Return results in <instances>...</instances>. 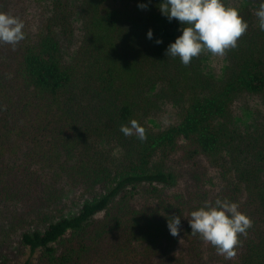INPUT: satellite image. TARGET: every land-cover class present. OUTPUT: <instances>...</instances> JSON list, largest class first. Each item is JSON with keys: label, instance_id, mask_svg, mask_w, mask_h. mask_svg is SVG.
I'll return each instance as SVG.
<instances>
[{"label": "trees", "instance_id": "obj_1", "mask_svg": "<svg viewBox=\"0 0 264 264\" xmlns=\"http://www.w3.org/2000/svg\"><path fill=\"white\" fill-rule=\"evenodd\" d=\"M160 3L49 0L40 27L0 44V203L23 227L19 252L0 264H264V118L248 125L235 113L247 95L264 104V32L238 8L248 29L215 77L207 52L187 66L166 56L183 25ZM163 107L176 119L156 127ZM131 120L146 140L120 132ZM70 190L86 195L74 213L58 207ZM218 198L252 220L232 259L188 222Z\"/></svg>", "mask_w": 264, "mask_h": 264}, {"label": "clouds", "instance_id": "obj_2", "mask_svg": "<svg viewBox=\"0 0 264 264\" xmlns=\"http://www.w3.org/2000/svg\"><path fill=\"white\" fill-rule=\"evenodd\" d=\"M146 9V4L138 5ZM159 12L169 22L174 19L180 27L181 35L170 43L166 56L179 58L187 66L192 59L202 53L223 57L230 49L237 47V42L247 29L248 23L236 7L227 6L224 0H161ZM259 30L264 32V0H260L255 10ZM24 22L18 17L0 12V44L15 47L25 39ZM146 38L153 39V31L149 29ZM157 45L163 43L156 39ZM120 132L130 137L135 135L140 141L146 140L145 129L136 120L129 125H122ZM238 203L228 199H216L214 203L206 202L202 207L190 213L188 221L191 233L199 235L206 243L211 244L218 254L226 259L236 256V248L240 244L239 237L246 236L252 227L251 218L240 212ZM167 227L173 237L180 235L181 218L171 217Z\"/></svg>", "mask_w": 264, "mask_h": 264}, {"label": "rangeland", "instance_id": "obj_3", "mask_svg": "<svg viewBox=\"0 0 264 264\" xmlns=\"http://www.w3.org/2000/svg\"><path fill=\"white\" fill-rule=\"evenodd\" d=\"M226 1L231 7L240 8L248 6L254 11L258 8L247 0ZM48 3L49 0H6L7 5L5 9L7 14L18 17L24 22V26H30L33 30L36 26L40 27L43 24ZM66 45L63 46L64 58L69 57L75 49L77 36ZM226 65L227 62L224 56L217 57L209 53L206 60V68L209 74L220 77L225 71ZM235 113L240 123L253 125L263 120L264 104L258 96L247 95L235 103ZM175 119L174 109L170 107H163L149 118L151 124L156 127H164ZM85 196L81 191L70 190L66 193L58 207L62 208L65 212L74 213L79 209ZM22 228V226H19L14 221L13 210L8 203H0V261L3 258L11 259L19 252V235Z\"/></svg>", "mask_w": 264, "mask_h": 264}]
</instances>
